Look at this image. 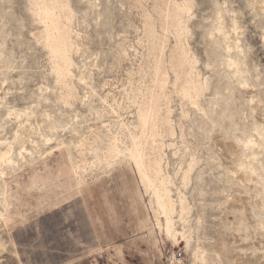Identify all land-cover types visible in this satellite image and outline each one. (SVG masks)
<instances>
[{
    "label": "rangeland",
    "instance_id": "rangeland-1",
    "mask_svg": "<svg viewBox=\"0 0 264 264\" xmlns=\"http://www.w3.org/2000/svg\"><path fill=\"white\" fill-rule=\"evenodd\" d=\"M176 251L264 264V0H0V264Z\"/></svg>",
    "mask_w": 264,
    "mask_h": 264
},
{
    "label": "built area",
    "instance_id": "built-area-1",
    "mask_svg": "<svg viewBox=\"0 0 264 264\" xmlns=\"http://www.w3.org/2000/svg\"><path fill=\"white\" fill-rule=\"evenodd\" d=\"M184 259V253L182 251L168 252L164 257V261L169 264L180 263Z\"/></svg>",
    "mask_w": 264,
    "mask_h": 264
},
{
    "label": "bare ground",
    "instance_id": "bare-ground-1",
    "mask_svg": "<svg viewBox=\"0 0 264 264\" xmlns=\"http://www.w3.org/2000/svg\"><path fill=\"white\" fill-rule=\"evenodd\" d=\"M148 116H149V114L146 112H144V113H142V120H144L145 122H147V120H148ZM133 156H137L138 158L141 156V152L139 151V150H135L134 151V154H133ZM138 162V161H137ZM141 162V161H140ZM138 164L140 165L141 163H139L138 162ZM137 164V165H138ZM150 181V180H149Z\"/></svg>",
    "mask_w": 264,
    "mask_h": 264
}]
</instances>
